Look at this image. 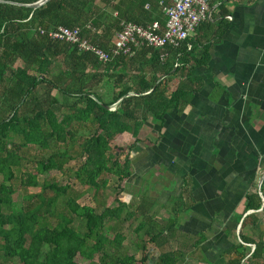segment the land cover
<instances>
[{"label":"trees","instance_id":"obj_1","mask_svg":"<svg viewBox=\"0 0 264 264\" xmlns=\"http://www.w3.org/2000/svg\"><path fill=\"white\" fill-rule=\"evenodd\" d=\"M35 1H0V107L8 110L0 114V228L8 227L2 234V254L16 257L20 264H76V255L87 264H181L186 252L173 248L171 240L177 212L187 211L190 205L186 176L177 195L170 198L165 219L149 212L155 197L145 193H139L136 203L133 198L114 196L113 204L99 212L76 199L90 189L94 196L106 184L107 178L100 177L106 173L116 177L117 194L124 191L131 175L129 153L143 139L146 121L161 126L166 112H181L201 87L191 70L206 64L210 45L226 28L225 11L220 8L221 18L214 22L201 20L178 46L142 44L133 47L131 54L102 63L68 42L49 39L46 31L77 27L81 37L107 49L121 22L145 26L157 21L163 26L162 8L171 0H46L36 8L25 5ZM104 84L110 88L109 96L98 92ZM128 92L133 94L125 95ZM119 98L113 109L106 108ZM81 130L88 134L70 155ZM124 132L131 141L110 149V141ZM28 145L51 149L34 161L36 173L62 172L76 158L70 178L85 189L74 192L69 182L44 181L40 192L28 194L23 204L15 206L10 181L25 165L20 152ZM20 183L36 187V174L23 172ZM259 193L264 199V177L258 189L254 181L244 193L241 214L250 212L240 228L245 224L255 228L264 216ZM133 218L138 220L133 228L138 259L121 252L124 234L112 231L110 224ZM237 236L241 243L236 241L223 251L225 264H264L263 233L253 238L238 231ZM201 241L198 236L189 246L195 249ZM148 244L156 254H149Z\"/></svg>","mask_w":264,"mask_h":264},{"label":"crops","instance_id":"obj_2","mask_svg":"<svg viewBox=\"0 0 264 264\" xmlns=\"http://www.w3.org/2000/svg\"><path fill=\"white\" fill-rule=\"evenodd\" d=\"M220 8L226 28L206 64L191 70L201 87L181 112H166L161 126L146 121L149 141L133 148L124 189L131 201L139 193L155 197L151 212L163 210L165 219L186 176L190 205L177 212L171 240L186 252L181 264H225L223 251L238 231L262 232L264 241V216L255 228L238 227L244 193L264 172V0H208L207 20L221 18Z\"/></svg>","mask_w":264,"mask_h":264},{"label":"rangeland","instance_id":"obj_3","mask_svg":"<svg viewBox=\"0 0 264 264\" xmlns=\"http://www.w3.org/2000/svg\"><path fill=\"white\" fill-rule=\"evenodd\" d=\"M15 64L18 65L20 63L17 62ZM98 92H100L103 96H109L110 88L108 87V85L104 84L100 87V89H98ZM0 108H1L0 109L1 115H5L8 113V110L5 109L4 107L2 108V106H1ZM22 109H23V107H21L19 110L20 114H23V112H20V111H22ZM146 132H147V128L143 130L142 135H141V137H143V139L140 141V143L143 145L148 144L147 142L149 141L148 140V134L146 135ZM87 134H88V132H86V131L83 132L82 130L79 134H77V141L75 140L74 143L69 148V154L70 155H74V150L77 147L76 143L78 141H80L81 137H83ZM146 140H148V141H146ZM130 141H131V136L127 133L117 135L110 141V143H109L110 149L113 150L114 146L125 147ZM50 150L49 149H48V151L41 150L35 145H28L21 150L20 154H22V156L24 158L23 162L25 161V165L22 166L21 168H19V170H17V172H15V177L10 181V184L14 188V192L11 195V198H12L15 206L16 205L20 206L21 204H23L22 200H24L25 196H27L28 194L40 192L41 184L44 181L54 180L57 183H61V184L65 183V182H69L71 185V188L74 192H80V191L85 189L78 182H76L75 180L70 178L71 174H72V170L75 167V163L77 162L76 158L67 162L64 165V170L62 172L50 170L48 172L36 173V170L34 167V161L42 159L43 157L47 156V154L50 152ZM124 151H125V149H124ZM132 152H133V150L130 151V153H129L130 156L133 155ZM119 159L122 160L121 158H119ZM25 171L36 174L37 183H38V185L36 187H25L20 183V176ZM100 177H106L107 182L103 187L98 188V190L95 192L94 196H93V191L90 189V190L84 191L83 194L80 195L76 199V202H78L79 204L85 203V204L93 206L95 208L96 212H99L104 206L113 204L112 200H113L114 196H117L118 198H123V197H126V195H127V192L125 190L123 192L117 194L118 187L116 186L117 182H116L115 176H113L112 174L106 173V174H102V176H100ZM152 179L153 178H151L150 180H152ZM0 181H1V176H0ZM121 185H123V183ZM129 186H131V183L127 186V188ZM140 188L142 189V187H140ZM137 199L136 198L134 200L132 199L133 203H136ZM153 209H154V207H152L149 212H151ZM166 213L167 212L160 210V213L155 215V217L160 219L161 217H165ZM137 221H138L137 219L133 218V219L123 221V222H118V223L110 222V224L114 225L112 231H115V229H116V230L121 231L122 234H124L125 238L122 242V246L120 249L121 252L126 253V254H134L136 256V258L138 259L141 254H140L139 250L136 248L135 243L138 241V239L136 238L135 232L133 231V228L135 227ZM77 222H78V220L75 218L74 224H76ZM7 228H8L7 226L0 228V243L2 242V239H3L2 234H3V232L7 231ZM111 233L112 232L109 233V236L112 235ZM147 251L149 252V254H156V252H157V250L154 249L152 244L147 245ZM97 256L98 255H95V260L97 259ZM74 261L76 264H87V261L78 255H76L74 257ZM0 264H20V262L18 261V259L16 257H5L2 254V251L0 250ZM142 264H148V262L145 261Z\"/></svg>","mask_w":264,"mask_h":264},{"label":"built area","instance_id":"obj_4","mask_svg":"<svg viewBox=\"0 0 264 264\" xmlns=\"http://www.w3.org/2000/svg\"><path fill=\"white\" fill-rule=\"evenodd\" d=\"M162 12L165 16L163 26H160L157 21H152L145 26L121 22L120 29L114 33L111 46L107 49L81 37L77 27L57 26L55 29L46 31V36L51 40L68 42L79 51L90 52L99 62L104 63L113 56L131 54L133 47L142 44L155 48L178 46L194 31L201 20L208 18V0H171V4L164 6ZM39 33L44 32L39 29ZM188 48L189 45H187ZM237 241L241 243L239 238ZM248 246L252 251L253 245Z\"/></svg>","mask_w":264,"mask_h":264},{"label":"water","instance_id":"obj_5","mask_svg":"<svg viewBox=\"0 0 264 264\" xmlns=\"http://www.w3.org/2000/svg\"><path fill=\"white\" fill-rule=\"evenodd\" d=\"M0 1H2V0H0ZM45 1H46V0H36L35 2L28 3V4H25V5H26V6H29V7H31V8H36L37 6L41 5V4L44 3ZM131 94H133V93L128 92V93H126L125 95H131ZM119 100H120V98L117 99V100H116L114 103H112L111 105L106 106V108H107V109H113L114 106L116 105V103H117ZM263 176H264V172H263V174L259 177V179H258V181H257V189L259 188V185H260V183H261V181H262ZM259 195H260V199H261V205H260V208H259V209H261V208L263 207V205H264V199H263V197H262V195H261L260 193H259ZM249 212H250V210L246 211L243 215H245V214H247V213H249ZM239 225H240V221L238 222V227H239Z\"/></svg>","mask_w":264,"mask_h":264}]
</instances>
